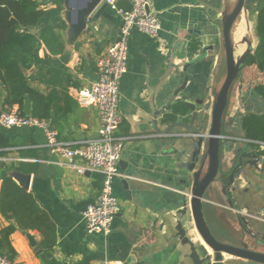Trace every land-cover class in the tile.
Instances as JSON below:
<instances>
[{
  "label": "crops",
  "instance_id": "0c3cea01",
  "mask_svg": "<svg viewBox=\"0 0 264 264\" xmlns=\"http://www.w3.org/2000/svg\"><path fill=\"white\" fill-rule=\"evenodd\" d=\"M237 2L150 0L151 11L162 23L159 37L133 29L128 72L120 88L123 122L119 134L126 137L114 181L120 211L108 236L88 233L82 215L84 206L100 193L103 174L89 170L80 174L68 166L61 155L46 146L40 129L0 126L13 143L6 154L0 155L4 163L0 190L4 177L11 175L20 184L14 173L26 175V189L46 211L56 232L54 246L44 248L41 232L19 228L0 208V252L10 256L13 264H100L105 258L112 264H190L176 246L180 247V241L171 235L176 232V220L181 218L193 241L204 243L192 210L184 217L179 211L186 196L205 179L212 151L208 139L199 149L198 133L172 126L177 121L190 123L193 113L198 112L194 127H201L199 133L210 131L228 72L225 21ZM41 3L44 8L56 6L51 0ZM115 5L116 8L108 3L98 18H93L95 10L89 22L86 19L85 29L72 40L66 0L50 18L65 22L66 27L60 30L65 47L64 52L51 55L45 63L66 67L71 77L62 85L35 81L32 86L45 95L55 91L51 97L57 121L47 120L59 138L73 147L99 135L98 111L80 105L76 93L97 78L99 55L119 35V9L128 10L130 4L128 0H115ZM263 5L264 0H246L238 18L229 25L238 69L220 125L222 138L216 149L220 167L204 193L201 211L216 241L264 254V119L253 131L262 138L248 137L243 125L248 115L264 118V72L254 65L239 64L243 55L254 53L259 44L257 19ZM205 47L212 48L203 56ZM45 56L42 48L40 57ZM5 96L6 89L0 81V112L6 105ZM204 109L202 123L199 113ZM21 111L33 115L29 97ZM4 157L14 160L3 162ZM29 236L34 238V245ZM223 260L226 264H264L228 254H223Z\"/></svg>",
  "mask_w": 264,
  "mask_h": 264
},
{
  "label": "trees",
  "instance_id": "16d2710c",
  "mask_svg": "<svg viewBox=\"0 0 264 264\" xmlns=\"http://www.w3.org/2000/svg\"><path fill=\"white\" fill-rule=\"evenodd\" d=\"M51 1L55 7L44 8L38 0H0V80L6 89L5 104H18L23 110L24 101L29 97L34 116L56 123L51 97L55 91L45 95L32 86L35 81L50 86L62 85L71 77L66 67L45 63L46 58L64 52L65 47L60 33L66 27L65 22L61 18L50 20L63 8L64 0ZM257 20L260 41L254 53L245 54L243 64L254 65L264 72V5L259 9ZM42 48L46 50L44 58L40 57ZM34 67L36 69L28 74L27 71ZM259 89L262 91V88ZM263 119L257 115L244 117L243 125L248 137L262 138L253 131L258 130ZM12 145V140L0 130V155L6 154ZM3 167L4 163L0 162V170ZM0 208L4 216L19 228L41 232L44 248L54 246L56 232L50 217L32 192L17 183L11 175L3 178Z\"/></svg>",
  "mask_w": 264,
  "mask_h": 264
},
{
  "label": "built area",
  "instance_id": "2783aa9c",
  "mask_svg": "<svg viewBox=\"0 0 264 264\" xmlns=\"http://www.w3.org/2000/svg\"><path fill=\"white\" fill-rule=\"evenodd\" d=\"M40 3L43 0H38ZM115 8V0H106ZM128 10L119 9L122 26L119 35L97 59V78L77 90L76 99L84 107L98 111L101 128L95 139L86 140L73 147L59 138L58 131L49 120L25 114L19 105L6 104L0 112V126L4 128L31 127L40 129L45 135L46 146L61 155L64 163L78 173L99 171L103 174V184L98 196L82 209L86 231L90 234L108 236L112 224L120 211V203L114 194V181L119 174V163L126 137L119 134L123 122L120 110V88L124 75L128 72L129 42L133 29L158 38L162 29L160 17L151 11L150 0H128ZM87 22L90 17L87 16ZM264 148V143H261ZM13 158H2L3 162ZM105 258L100 264H112ZM0 264H13L7 254L0 252Z\"/></svg>",
  "mask_w": 264,
  "mask_h": 264
},
{
  "label": "water",
  "instance_id": "95a60500",
  "mask_svg": "<svg viewBox=\"0 0 264 264\" xmlns=\"http://www.w3.org/2000/svg\"><path fill=\"white\" fill-rule=\"evenodd\" d=\"M245 1L246 0H238L233 13L225 21L224 47L226 52V62H227L228 72L222 91L217 99V111L212 119V125L210 131L207 133H199L202 130L201 127H194L195 118L197 117L198 112L193 113L190 123L177 121L172 126V127L182 126L183 128L189 131L198 133L197 136L199 137V142H198L199 149L202 148L203 141L205 139H208L209 150L212 151L210 155V168L205 179L203 180L202 183H200L196 187L195 191H193L190 196H186L183 204V209L179 211L181 217H184L189 213V210H192L196 230L204 243L197 244L193 241V237L189 235L190 230L188 226L184 225V222L181 218H178L176 220V225H175L176 232L171 235V238H176L180 241L179 242L180 247L178 246V244H176V246L178 248H181V250L184 252L183 253L184 258L190 264H226L225 260H223V254H228L230 256L247 259L254 262L264 263L263 253L248 251L246 249L237 248L216 241L208 232L207 224L204 217L202 216V211H201L202 201L205 200L204 193L207 187L210 185V183L214 180L218 172V169L220 167L219 153L216 151L218 141L220 140V138H222V135L220 134V125L224 114L226 98L230 90L231 84L234 80V77L236 75V71L238 69L231 48L229 25L232 21L238 18L241 10L244 8ZM66 3L69 11L68 14V19L70 23L69 36L71 40L76 36H78L85 29L87 16L93 14L94 11L96 10V12L93 15V18H98L100 14L104 11V9L108 6V3L106 2L102 3V0H83L80 3H75L74 0H66ZM208 48H212V47H205L203 56L206 54V50ZM244 56L245 54L243 55L239 63L240 65L243 64ZM240 65L238 67H240ZM206 107L208 108L207 105ZM205 113H206V109H204L201 113H199L201 116L202 123L204 120ZM200 152L201 150L198 151L199 154ZM248 162L256 164L255 161L253 162L248 161ZM239 164L241 165L242 163L240 162ZM14 176L20 182V184H22L25 188L28 186V182L26 181V175L15 172ZM230 179L231 181L233 180V175L230 176ZM29 237L34 245V238L31 236ZM176 246L175 248H177ZM37 250H39V247L37 248Z\"/></svg>",
  "mask_w": 264,
  "mask_h": 264
}]
</instances>
